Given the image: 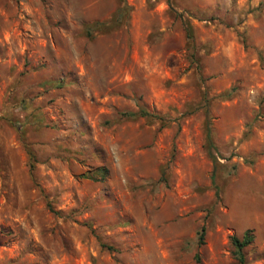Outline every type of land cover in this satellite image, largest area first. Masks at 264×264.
Wrapping results in <instances>:
<instances>
[{
	"label": "rangeland",
	"instance_id": "obj_1",
	"mask_svg": "<svg viewBox=\"0 0 264 264\" xmlns=\"http://www.w3.org/2000/svg\"><path fill=\"white\" fill-rule=\"evenodd\" d=\"M171 3L0 0V264H264V0Z\"/></svg>",
	"mask_w": 264,
	"mask_h": 264
},
{
	"label": "trees",
	"instance_id": "obj_2",
	"mask_svg": "<svg viewBox=\"0 0 264 264\" xmlns=\"http://www.w3.org/2000/svg\"><path fill=\"white\" fill-rule=\"evenodd\" d=\"M122 3H124V0H120ZM168 4L170 9L174 12V14L178 17H180L183 27H184V31H185V35L187 38L188 43L190 44V46L194 49L195 43H194V34H193V29L191 27V25L189 24V22L183 18V14L182 13H178L176 11H174L173 5L171 3V0H168ZM125 8V6H124ZM92 24H95L97 26H102L103 24L100 22H94ZM91 32V28H90V24H86V34H90ZM193 56V55H192ZM230 93H228L225 96H228ZM206 114H208V110H206ZM124 116H126L127 118H135V117H142V118H146V119H152V118H161L159 117L158 114L154 113V112H150L147 109L140 107L138 108L137 111H127L123 113ZM209 122H206L205 125V138H206V146H207V154L209 156V158L213 161L216 162V156L215 153L217 151L216 145L214 144V141L212 139V132L211 129L209 127ZM30 160L32 161L29 165V170L32 171L33 170V162H34V156L32 153H30ZM108 173V169L106 167H97L94 170H88L86 173H83L84 176L88 177V178H93L96 179L98 178L97 176L100 177V179L105 178V176ZM203 232V228L201 229V233H200V239L202 238V233ZM254 239V235H253V230L251 228L246 229L241 236H237V235H231L230 236V242L233 246V254L236 258V260L238 261V264H246L245 262V256H244V251L243 249L250 245L253 242Z\"/></svg>",
	"mask_w": 264,
	"mask_h": 264
}]
</instances>
